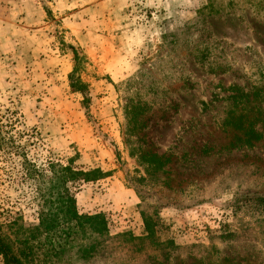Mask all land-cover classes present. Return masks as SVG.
Here are the masks:
<instances>
[{
  "label": "rangeland",
  "instance_id": "374dc122",
  "mask_svg": "<svg viewBox=\"0 0 264 264\" xmlns=\"http://www.w3.org/2000/svg\"><path fill=\"white\" fill-rule=\"evenodd\" d=\"M136 92L157 170L125 143ZM0 136L2 222L38 221L21 154L107 173L67 184L111 238L66 264H264V0H0Z\"/></svg>",
  "mask_w": 264,
  "mask_h": 264
},
{
  "label": "trees",
  "instance_id": "16d2710c",
  "mask_svg": "<svg viewBox=\"0 0 264 264\" xmlns=\"http://www.w3.org/2000/svg\"><path fill=\"white\" fill-rule=\"evenodd\" d=\"M75 68L69 75L70 86L82 91L85 85L76 75L81 60L74 50ZM153 101V99H152ZM152 101L140 99L138 93L124 98L123 114L125 118V143L131 154L137 156L148 170H157L162 159L153 152L146 140L145 129L152 119ZM165 102V101H164ZM158 119L168 113V104H159ZM172 106V104L170 103ZM175 106V105H174ZM173 106V107H174ZM253 135V131L249 130ZM0 136V150L5 145ZM21 166L28 180L36 186L37 223L25 225L20 218L8 223L0 220V256L3 264H66L70 261L90 262L101 256L107 247L109 232L102 214L80 215L77 212L73 193L67 184L77 180L92 181L107 176L99 168L82 171L70 164L62 165L49 162L47 172L37 169L21 154ZM258 200L264 213V196L252 198ZM148 238L154 234L156 226L153 215L141 213ZM124 235H120V237ZM132 240V237H129Z\"/></svg>",
  "mask_w": 264,
  "mask_h": 264
}]
</instances>
